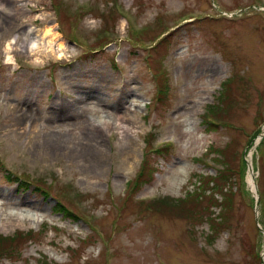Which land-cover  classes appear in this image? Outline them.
<instances>
[{
    "label": "rangeland",
    "instance_id": "obj_1",
    "mask_svg": "<svg viewBox=\"0 0 264 264\" xmlns=\"http://www.w3.org/2000/svg\"><path fill=\"white\" fill-rule=\"evenodd\" d=\"M0 3V264H264V0Z\"/></svg>",
    "mask_w": 264,
    "mask_h": 264
},
{
    "label": "bare ground",
    "instance_id": "obj_2",
    "mask_svg": "<svg viewBox=\"0 0 264 264\" xmlns=\"http://www.w3.org/2000/svg\"><path fill=\"white\" fill-rule=\"evenodd\" d=\"M2 2V1H1ZM0 6L3 7V9H1V14H0V26L3 24H8V25H14V21L11 19H9L10 17V10L9 8H7V6H5L4 4L0 3ZM264 10V9H261V11ZM1 30V28H0ZM50 33V30H47L46 31V34ZM58 37H55V39H57ZM59 46L61 47L62 46V42L59 40ZM31 49V47H29ZM109 79L108 77H100V79L98 80L99 82V85L103 82H107ZM100 86H103V85H100ZM82 93L84 94V96L86 97H90L92 100H96V98H100L102 99V97L100 95L103 94L102 92V88L101 89H98L97 87H90L88 89H85L82 91ZM76 100H74L75 102ZM99 102H103L104 100H97ZM72 104H69V107H71ZM68 106V104H67ZM23 111V110H22ZM121 120L127 122L128 124H132L133 123V119L129 117L128 114H125L124 116H122L120 118ZM26 116L24 113H22V116L21 118H19L17 120V123L18 125H22V124H25L27 121H26ZM102 121V120H101ZM101 121H100V124L99 125H93L92 127L94 128V134L96 136V139L94 141H91L90 139L89 140H86V139H83L81 140L80 142V147H78L77 151L78 153L77 154H80L81 156V160L83 162H85V166L87 167V170L88 172H92V173H95V172H102L105 167H106V153H105V145H104V139L102 140L100 134L101 133H105V129L104 127H107V128H110V124L109 123H106L105 121L102 123L101 125ZM100 131V133H99ZM127 133V136H128V140H127V136H126V141L128 143V156L129 158L131 159H135L136 158V149H135V145L133 142V140L130 138L132 137L130 135V133H128V131L126 132ZM100 140V141H99ZM129 141V142H128ZM131 141V142H130ZM249 164H250V168H249V171H250V175H249V184L251 186V188H255V178L253 176V163H252V158H250V161H249ZM9 216V219L12 220L13 219H18V220H21V221H35V219L33 217H30L29 215H26L25 217L23 216H20L19 213H10L8 214Z\"/></svg>",
    "mask_w": 264,
    "mask_h": 264
},
{
    "label": "trees",
    "instance_id": "obj_3",
    "mask_svg": "<svg viewBox=\"0 0 264 264\" xmlns=\"http://www.w3.org/2000/svg\"><path fill=\"white\" fill-rule=\"evenodd\" d=\"M166 146H167V145H166ZM166 148H167V147H166ZM161 150H164V148H162ZM145 170H146V167L143 166V169H142V176H141L143 179H144L145 172H146ZM138 182H139V179H138V181L136 182V186L138 185ZM142 183H145V184H146V183H148V181L144 180V182H142ZM135 188H136V187H135ZM66 215H69V214L66 213ZM259 258H260V257H259Z\"/></svg>",
    "mask_w": 264,
    "mask_h": 264
}]
</instances>
